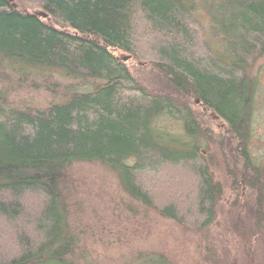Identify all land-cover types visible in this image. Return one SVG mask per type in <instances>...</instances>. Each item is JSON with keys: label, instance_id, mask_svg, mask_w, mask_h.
Wrapping results in <instances>:
<instances>
[{"label": "trees", "instance_id": "obj_1", "mask_svg": "<svg viewBox=\"0 0 264 264\" xmlns=\"http://www.w3.org/2000/svg\"><path fill=\"white\" fill-rule=\"evenodd\" d=\"M263 74L264 0H0V264H95L97 199L118 225L206 227L214 166L260 230Z\"/></svg>", "mask_w": 264, "mask_h": 264}, {"label": "rangeland", "instance_id": "obj_2", "mask_svg": "<svg viewBox=\"0 0 264 264\" xmlns=\"http://www.w3.org/2000/svg\"><path fill=\"white\" fill-rule=\"evenodd\" d=\"M29 8L32 9L30 6ZM262 80L263 86L260 89L264 94V74ZM31 98L34 104L43 105L55 97L50 98L44 90H36ZM263 101L264 98L257 107L262 106ZM210 125L218 131L216 127L221 124L214 120ZM258 144L256 149L261 148L262 141ZM258 152L260 151L257 150ZM217 158L219 161V157ZM98 170L99 168H95L93 172L97 175ZM213 170L224 186L223 194L225 190L226 194L217 206V216L213 223L201 229L181 228L169 219L152 214L146 218H138L137 222L129 225L125 222L118 225L115 218L103 210V201L95 200L93 216L99 223L94 224L84 237L86 239L84 243L95 264H129L127 261L130 258L135 259L141 253L144 255L150 253L147 256L149 260L135 262L133 259L132 263L264 264V222L260 230L256 229L253 232L248 231L242 224L231 223L241 215L237 212L239 205L235 202L227 205V211L225 209L232 181L225 175L221 166H214ZM113 225L118 227H112ZM233 225H236V228H233Z\"/></svg>", "mask_w": 264, "mask_h": 264}, {"label": "bare ground", "instance_id": "obj_3", "mask_svg": "<svg viewBox=\"0 0 264 264\" xmlns=\"http://www.w3.org/2000/svg\"><path fill=\"white\" fill-rule=\"evenodd\" d=\"M54 100L57 101V102L62 101V100H63L62 95H61V94H57L56 97L54 98ZM209 132H211V131H209ZM258 145H259V144H258ZM256 147H257V146H256ZM217 157H219V156H217ZM222 162H223V161H222ZM205 164H207V167H212V163L209 162V161L205 162ZM223 164H224L226 167H228L229 171H230L234 176L237 175V171H236L234 168H232L227 162H226V163L223 162Z\"/></svg>", "mask_w": 264, "mask_h": 264}, {"label": "water", "instance_id": "obj_4", "mask_svg": "<svg viewBox=\"0 0 264 264\" xmlns=\"http://www.w3.org/2000/svg\"><path fill=\"white\" fill-rule=\"evenodd\" d=\"M127 59H128V56H123V57L121 58L122 61H126Z\"/></svg>", "mask_w": 264, "mask_h": 264}]
</instances>
